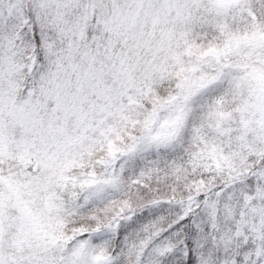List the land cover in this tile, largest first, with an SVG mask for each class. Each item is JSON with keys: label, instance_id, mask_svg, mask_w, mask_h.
<instances>
[{"label": "snow or ice", "instance_id": "obj_1", "mask_svg": "<svg viewBox=\"0 0 264 264\" xmlns=\"http://www.w3.org/2000/svg\"><path fill=\"white\" fill-rule=\"evenodd\" d=\"M0 264H264V0H0Z\"/></svg>", "mask_w": 264, "mask_h": 264}]
</instances>
